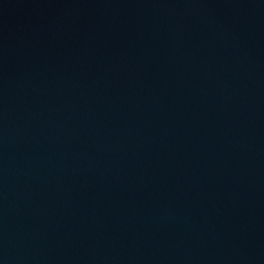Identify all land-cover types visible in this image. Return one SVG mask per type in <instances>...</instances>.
I'll use <instances>...</instances> for the list:
<instances>
[{"label":"water","instance_id":"obj_1","mask_svg":"<svg viewBox=\"0 0 264 264\" xmlns=\"http://www.w3.org/2000/svg\"><path fill=\"white\" fill-rule=\"evenodd\" d=\"M0 264H264V0H0Z\"/></svg>","mask_w":264,"mask_h":264}]
</instances>
